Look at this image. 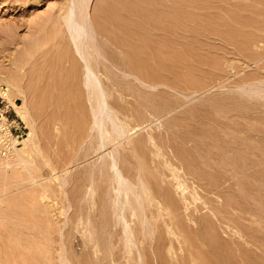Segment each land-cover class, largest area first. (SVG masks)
<instances>
[{
    "label": "rangeland",
    "instance_id": "374dc122",
    "mask_svg": "<svg viewBox=\"0 0 264 264\" xmlns=\"http://www.w3.org/2000/svg\"><path fill=\"white\" fill-rule=\"evenodd\" d=\"M75 3L91 91L72 0H0V264H264V21L168 38L156 0Z\"/></svg>",
    "mask_w": 264,
    "mask_h": 264
},
{
    "label": "crops",
    "instance_id": "0c3cea01",
    "mask_svg": "<svg viewBox=\"0 0 264 264\" xmlns=\"http://www.w3.org/2000/svg\"><path fill=\"white\" fill-rule=\"evenodd\" d=\"M154 9V35L158 37L176 36L177 29H212L250 27L241 24L257 16L256 21H264V0H156ZM222 22L224 25H218ZM192 37L190 34H180Z\"/></svg>",
    "mask_w": 264,
    "mask_h": 264
},
{
    "label": "bare ground",
    "instance_id": "6f19581e",
    "mask_svg": "<svg viewBox=\"0 0 264 264\" xmlns=\"http://www.w3.org/2000/svg\"><path fill=\"white\" fill-rule=\"evenodd\" d=\"M75 5H76L75 0H72V6L70 5V8L68 9L67 14H66V17H65V20H66L65 24L67 25L66 28H67V33H68V35L70 37L69 39H71L72 43L74 44L77 52L79 53V55L81 57V59L84 62H86L85 63L86 64V79H87L86 82H87V87L90 89L93 85L94 86H97L98 85L97 83L95 84V81L97 82L98 79L95 77V74H94V72H93V70H92V68L90 66V63H89V58L86 56L85 51L82 48H80V44H83V42H86L89 38H92V37H90V34H91V33H89L90 31H88L89 30V28H88L89 27V25H88L89 23L87 24L88 25L87 26L86 23H85V21L83 22V21L77 19L78 17H77V13L75 12L76 11ZM84 13H85V11H84ZM93 43H94V41H93ZM84 46H86V45H84ZM84 46H83V48H84ZM12 85H14V84H12ZM12 85L11 84H8L9 88H11ZM93 89H94V87H93ZM93 89H90V91L93 90ZM95 89H97V88H95ZM92 92H94V91H92ZM99 94H101V92ZM91 97H92V95H91ZM10 98L11 97H9V99ZM99 99H100V97H99ZM104 99L105 98H102V101L100 100V104H99L100 105V108H99V110L97 109L98 110V113L97 114L95 113L96 115H94V117L96 116V123H94V124H96L98 126V129H100V131H101V129L103 128L102 126L106 125L107 118H108L110 120V122L112 123L114 129L116 131H119V134H122L123 133V130L120 129V128H118L116 126V124L114 122L116 120H113L114 118L112 117V115H110L109 108L107 107V104L105 103V100ZM22 113H23L24 119L27 120V114H26V112L25 111H22ZM118 129H120V130H118ZM103 139L106 140L105 137H103ZM105 140H104V142H105ZM102 144H104V143H102ZM104 146H105V144H104ZM116 167L117 166L114 165V168H116ZM114 173H116L117 179L119 181V187H118V192H117V199H119V201L122 203V200L123 199L121 200V198H122L123 195L124 196L125 195L128 196V194H133L134 198H136V201H138V203L140 204L141 201H140L139 195H137L136 193L132 192V188H133L132 185H128L127 180L122 176V174H121L120 170L118 169V167L116 169H114Z\"/></svg>",
    "mask_w": 264,
    "mask_h": 264
},
{
    "label": "built area",
    "instance_id": "2783aa9c",
    "mask_svg": "<svg viewBox=\"0 0 264 264\" xmlns=\"http://www.w3.org/2000/svg\"><path fill=\"white\" fill-rule=\"evenodd\" d=\"M7 90L0 86V139L2 142L0 148L6 153H12L19 146L20 141L17 137L23 129L20 119L13 113V105L7 98Z\"/></svg>",
    "mask_w": 264,
    "mask_h": 264
}]
</instances>
